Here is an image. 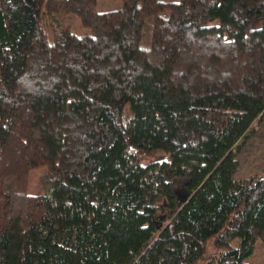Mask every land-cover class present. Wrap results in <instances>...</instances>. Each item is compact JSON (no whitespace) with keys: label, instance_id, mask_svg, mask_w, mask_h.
Returning <instances> with one entry per match:
<instances>
[{"label":"trees","instance_id":"obj_1","mask_svg":"<svg viewBox=\"0 0 264 264\" xmlns=\"http://www.w3.org/2000/svg\"><path fill=\"white\" fill-rule=\"evenodd\" d=\"M98 1L0 0V264H250L264 0ZM60 14L93 34L50 32Z\"/></svg>","mask_w":264,"mask_h":264},{"label":"rangeland","instance_id":"obj_2","mask_svg":"<svg viewBox=\"0 0 264 264\" xmlns=\"http://www.w3.org/2000/svg\"><path fill=\"white\" fill-rule=\"evenodd\" d=\"M166 2H176L179 0H161ZM125 2L123 0H99L97 10L101 12L114 11L123 8ZM56 20H50L53 24L49 28L53 30L68 29L79 35H92L93 29L83 25L81 19L75 15L60 14ZM52 30V31H51ZM239 167L236 176L248 177L264 170V115L257 119L246 136L241 140L239 147ZM170 160V154L159 151L148 157L142 158L143 165H149L155 162H163ZM46 167H39L32 171L28 188L29 194H46L50 190L42 182V178L47 173ZM188 190L185 186L181 190V200L188 197ZM240 239L233 242V245L239 246ZM250 264H264V242L258 240L254 254L247 260Z\"/></svg>","mask_w":264,"mask_h":264}]
</instances>
